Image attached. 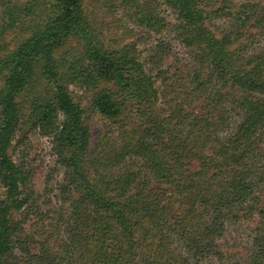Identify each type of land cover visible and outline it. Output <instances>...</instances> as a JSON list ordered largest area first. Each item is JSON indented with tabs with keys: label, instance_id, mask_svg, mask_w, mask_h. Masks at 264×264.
Segmentation results:
<instances>
[{
	"label": "rangeland",
	"instance_id": "1",
	"mask_svg": "<svg viewBox=\"0 0 264 264\" xmlns=\"http://www.w3.org/2000/svg\"><path fill=\"white\" fill-rule=\"evenodd\" d=\"M60 5L61 0H0V59L44 31ZM197 15L198 29L187 34L177 11L164 0H81L76 25L54 49L63 79L90 127L88 148L67 154L74 155L96 191L107 197L123 201L151 191L160 193L164 226L180 219L187 225L184 232L172 231L167 245L180 252L185 264H264L255 246V239L264 234V181L259 180L264 172V128L248 134L240 145L233 144L246 117L243 103L253 108L262 105L261 96L240 77L250 71L264 76V0H199ZM247 15L241 25L240 17ZM90 41H99L108 52L130 53L144 63L158 95L149 110L121 92L119 75H134L128 67L100 77L92 87L71 81L70 67L75 61L83 63ZM215 52L225 62L222 79L212 71ZM33 71L17 97L20 124L9 148L25 176L22 192L28 202L11 214L16 234L5 264H98L91 263L89 254H80L82 248L74 242L84 230L88 235L93 232L92 227L77 229L74 221L81 215L75 212L82 187L70 181V169L63 164L53 137L34 126V106L52 91L42 61ZM6 75L0 64V89ZM105 89L122 109L114 119L104 118L93 106L95 95ZM160 121L169 130L161 138L151 131L148 139L152 149L163 153L166 166V161L177 163L175 152L184 148L177 144L188 142L186 157L175 166V179L164 181L155 176L145 157L131 152L144 130ZM241 179L259 180L245 204L249 208L235 209L211 252L189 254L188 240L200 234L208 209L195 205L186 218L184 211L191 209L192 199L188 184L213 196L230 193L232 183ZM3 190L0 184V200ZM92 209L83 210L85 225L95 217ZM114 238L112 230L106 243L113 254Z\"/></svg>",
	"mask_w": 264,
	"mask_h": 264
},
{
	"label": "trees",
	"instance_id": "2",
	"mask_svg": "<svg viewBox=\"0 0 264 264\" xmlns=\"http://www.w3.org/2000/svg\"><path fill=\"white\" fill-rule=\"evenodd\" d=\"M164 2L177 11L182 22L180 27L182 26L187 34L198 29L199 0ZM80 3L81 0H61L58 13L46 25L44 31L24 40L6 59H0V64L7 70L4 88L0 89V184L4 188L3 198L0 200V264H5L7 254L14 247L16 230L11 214L13 211L21 210L28 202L22 192L25 176L9 153V148L20 124L17 97L27 87L39 60L44 64V77L52 94L38 100L32 112V119L34 126L38 127L41 133L53 137L63 164L70 169V181L82 187L81 201L77 202L78 206L76 205L80 208H76L78 211L75 212L81 215H76L74 221L77 229L81 227L82 230V226L92 227L93 232L88 235L84 230L81 235H77L81 239L74 242L82 248L80 254L83 256L89 254L91 263L98 264H185L186 259H182L180 252L171 251L167 245L171 232H184L187 225L180 219L170 221L164 226L161 220L166 222L163 219L166 212L160 193L151 191V194L139 196L140 198L132 197L123 201L107 197L96 191L74 155L67 154L73 149L85 151L90 143V127L85 121L84 109L65 83L54 59L55 47L77 23ZM247 18L248 15L245 18L240 17L241 25L246 24ZM214 57L212 71L222 79L226 71L225 62L217 52ZM82 61L83 63L75 61L70 67L72 82L92 87L97 84L100 77L111 76L128 67L134 75L130 77L123 73L119 75L121 92L140 106H147V110L158 99L157 89L144 63L130 53L120 50L108 52L99 41H90L83 53ZM261 74L250 71L248 75L240 77L245 86L252 88L261 96L262 105L253 108L249 103H243L241 108L246 112V117L234 137V145H240L248 134L264 128V76L260 77ZM93 106L106 119H114L122 112L114 94L107 89L95 95ZM154 126L156 125L153 124V128L144 130L140 139L131 147V152L136 156L145 157L153 166V172L159 180L175 179L177 175L175 166L186 157L184 151H187L188 142L184 140L177 144L180 148L184 147L183 151L175 152L177 163L166 161V166L165 158L161 155L163 153L152 149L148 137L153 131L151 133L155 138H161L169 128L161 124V121L157 127ZM239 153L237 156L242 154ZM259 180L263 183L264 172L260 174ZM259 180L257 182H253L252 179L235 180L230 193L216 192L213 196L209 195L208 190L204 191L203 187L198 191L191 183L188 184L192 199L189 200L191 209L184 211L186 218L195 205H201L205 211L208 209L207 217L200 223V234L188 240L189 254H207L216 247L218 238L224 233L226 220L236 212L235 209L240 212L241 208H249L250 205L245 204L248 196L255 192ZM92 207L91 212L95 213V217L85 225L87 215L83 210ZM242 211L245 212L244 209ZM112 230L116 233L114 254L110 252L106 243L107 236ZM155 231H159V235L157 232L154 234ZM255 241L257 255L262 257L264 262V234L258 236Z\"/></svg>",
	"mask_w": 264,
	"mask_h": 264
}]
</instances>
